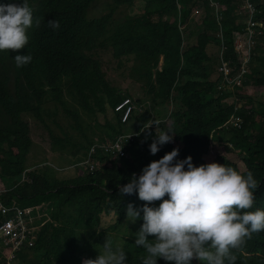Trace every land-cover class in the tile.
Here are the masks:
<instances>
[{"label":"trees","instance_id":"trees-1","mask_svg":"<svg viewBox=\"0 0 264 264\" xmlns=\"http://www.w3.org/2000/svg\"><path fill=\"white\" fill-rule=\"evenodd\" d=\"M246 1L55 0L56 20L72 30L47 27L49 33L42 35L46 49L37 55L40 69L34 76L0 53V177L5 185L0 196L5 206L17 204L22 211L48 203L41 210L45 215L35 248L21 255L25 264H81L103 251L106 238L126 253L127 264H140L146 253L133 243V233L142 220L130 222L125 209L145 202L135 193L120 196L117 185L140 172L147 164L140 160L160 158L174 147L177 158L190 155L194 165L215 161L242 175L251 171L258 187L249 210L264 209V26L244 77L254 93L248 95L244 86L217 87L222 52L233 76L241 67L235 41L246 34L248 23L238 14ZM251 1L258 10L256 20L264 24V0ZM198 4L204 7L201 23L192 18ZM139 70L143 81L134 77ZM128 97L158 112L169 111L174 102L177 112L156 129L171 131L172 141L155 154L149 153L151 138L141 146L131 144L125 156L97 151L99 166L79 173L77 162L92 144L146 123L147 110L135 112L127 125L114 113ZM237 97L243 100L239 110ZM238 116L242 126L233 123ZM31 126L43 129L49 143L51 154L45 159L70 161L32 169L37 161ZM70 168L77 170L75 176L60 175V169ZM23 172L26 176L18 181ZM105 216L114 222L100 230ZM7 219L0 210V224ZM231 251L235 264H264V230ZM157 264L171 262L157 258ZM192 264L203 262L193 259Z\"/></svg>","mask_w":264,"mask_h":264},{"label":"clouds","instance_id":"clouds-1","mask_svg":"<svg viewBox=\"0 0 264 264\" xmlns=\"http://www.w3.org/2000/svg\"><path fill=\"white\" fill-rule=\"evenodd\" d=\"M54 4L55 0H0V53L10 58L13 66L27 69L32 76L40 69L37 55L46 49L42 35L49 33L47 27L72 30L56 20ZM52 15L54 19H50ZM141 110L149 111L143 127L114 137L106 136L101 142L92 144L85 159L77 162L78 172L83 173V169L94 171L99 166L97 151L111 153L112 158L125 156L131 144L151 138L148 149L150 154H155L162 145L171 142V131L157 132L156 129L159 123L172 119L177 112L174 102L169 111L158 112L148 103L136 105L128 97L117 104L114 113L118 114L122 124L127 125L135 112ZM155 114L160 118L154 119ZM178 152L179 149L174 147L160 158H143L139 164H147L140 172H133L126 183L117 185L120 196L135 193L145 202L138 207L129 203L125 209L130 222L142 220L133 233V243L146 253L140 264H157V258L171 264H192L193 259L203 264H235L236 257L231 250L252 233L264 230V209L249 210L258 181L251 171L242 175L232 166L215 161L194 165L190 155L177 158ZM50 154L51 151L44 157ZM35 158L37 163L32 169L40 164L37 156ZM44 160L53 166L51 159ZM22 175L24 179L26 173ZM0 182L3 183L1 177ZM0 200V210L3 217L8 218L6 221L21 214L25 230L15 229L18 233L15 239L4 237L0 230V250L3 252L0 253V264H25L21 255L32 253L35 248L43 227V208L38 206L22 211L17 204L13 208L5 206L1 196ZM155 201L159 203L154 204ZM35 209L40 213H35ZM101 247L102 253L98 252L94 259H83L81 264H127L126 253L119 246H113L110 239L106 238Z\"/></svg>","mask_w":264,"mask_h":264},{"label":"built area","instance_id":"built-area-1","mask_svg":"<svg viewBox=\"0 0 264 264\" xmlns=\"http://www.w3.org/2000/svg\"><path fill=\"white\" fill-rule=\"evenodd\" d=\"M212 6L215 9L216 13L219 12L220 8L216 2H212ZM242 17H245L248 25L245 29L246 36L240 37L235 41V49L239 53V61L241 62V67L237 72V75H232V68L229 66V61H224L223 59V52L221 53V66L218 68V72L220 75L219 80V89H223V87H227L230 89H236L239 86L246 87L245 82V75L248 72L249 64L251 62L252 55L254 54V50L257 46V39L258 35H262L263 33L259 31L260 28H263L264 24L256 20L258 15V10L256 4L251 0H247L244 4L243 8L238 11ZM219 18H221V15ZM237 107L236 110H239L242 107L243 100L240 97L236 98ZM234 124L237 126H242L243 119L238 116L234 119ZM123 153V152H122ZM4 213H7V210H3ZM24 226V221L22 219V215L18 214L16 217H10L8 221L4 223V225L0 228L3 232L4 237L13 238L18 236V233L15 232V229H21ZM25 232V230L22 228ZM22 237H24L22 233ZM14 238V239H15Z\"/></svg>","mask_w":264,"mask_h":264},{"label":"rangeland","instance_id":"rangeland-1","mask_svg":"<svg viewBox=\"0 0 264 264\" xmlns=\"http://www.w3.org/2000/svg\"><path fill=\"white\" fill-rule=\"evenodd\" d=\"M203 8L204 7L201 6V4H198V6L196 7L195 12H194V14L192 16V18L195 19L199 23H201V20H202V18L204 16V9ZM190 26L191 27L193 26L192 25V22H190ZM245 36H246V34H245ZM213 52H215V50H212V53ZM105 65H107V62H105ZM161 65H162V61L160 60L159 61V67H161ZM122 71H123V69H120L118 72H122ZM126 72L128 74V71L127 70H126ZM142 73H143V71H140L139 70V73L134 75L135 79L136 80H139V81H143L142 79H146V78H141L140 77V75ZM121 84H123L124 86L125 85L134 86V83L133 82L132 83H125V84L121 82ZM134 90H136V93L139 95L140 90H138L136 88H134ZM246 91H247V94L248 95L249 94H253L254 93L253 86L246 83ZM31 135H32V138L34 140V144H33L34 147H33L32 153L34 154L35 157L37 156V158L39 159V160L38 159L37 160L40 162V164L37 166L36 169L41 168V170H45L46 161L44 160V158H45L44 156L46 155V153H49L50 152V150H49V143L44 138L43 129H40L39 130L36 127L32 126ZM232 155L233 154H228L227 156L228 157H232ZM51 161L54 162V163L63 164V163H68L70 161V159H68V157H62V156H60V157H54V156H52ZM239 163H240V161H239ZM47 165H49V163H47ZM76 174H77V170L75 168H70V169H66V170L60 169V175L62 177L75 176ZM23 176L24 175L18 176V181H23ZM0 184H3V183L0 182ZM4 190H5V185H3V186L0 187V194ZM0 202H1V200H0ZM47 204L48 203L45 202L42 205H39L38 208H45V206ZM27 211H29V210H27ZM113 222H114L113 216H105L103 218V222L101 224L100 230H106L107 227L110 226ZM82 238H84L85 240H89L90 236L87 233H83L82 234ZM91 251L93 253V249H91ZM102 252H100V253H102ZM0 253L2 254L3 252L0 250Z\"/></svg>","mask_w":264,"mask_h":264}]
</instances>
